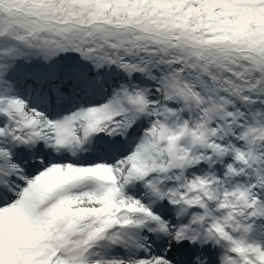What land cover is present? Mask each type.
Listing matches in <instances>:
<instances>
[{"label":"snow or ice","instance_id":"1","mask_svg":"<svg viewBox=\"0 0 264 264\" xmlns=\"http://www.w3.org/2000/svg\"><path fill=\"white\" fill-rule=\"evenodd\" d=\"M0 264H264V0H0Z\"/></svg>","mask_w":264,"mask_h":264}]
</instances>
